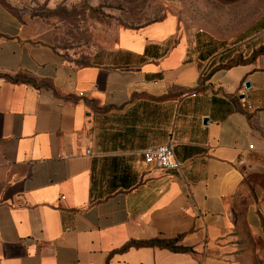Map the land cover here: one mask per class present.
Returning <instances> with one entry per match:
<instances>
[{"label":"crops","instance_id":"1","mask_svg":"<svg viewBox=\"0 0 264 264\" xmlns=\"http://www.w3.org/2000/svg\"><path fill=\"white\" fill-rule=\"evenodd\" d=\"M9 6L0 264H264V29L215 47L166 15L79 65L44 19ZM171 139L180 171L145 162ZM152 241L182 251L132 245Z\"/></svg>","mask_w":264,"mask_h":264},{"label":"rangeland","instance_id":"2","mask_svg":"<svg viewBox=\"0 0 264 264\" xmlns=\"http://www.w3.org/2000/svg\"><path fill=\"white\" fill-rule=\"evenodd\" d=\"M230 1L179 0L173 8L148 0H0V3L44 19L55 31V49L68 61L87 65L94 51L116 42L119 30H136L166 15L177 17L182 34L209 40L215 47L243 43L264 29V0ZM241 50L250 52L246 47ZM236 61L238 58L233 62Z\"/></svg>","mask_w":264,"mask_h":264},{"label":"built area","instance_id":"3","mask_svg":"<svg viewBox=\"0 0 264 264\" xmlns=\"http://www.w3.org/2000/svg\"><path fill=\"white\" fill-rule=\"evenodd\" d=\"M91 152L87 150V155ZM145 162L162 171H180L181 165L175 155V142L171 139L166 144L151 147L144 151Z\"/></svg>","mask_w":264,"mask_h":264},{"label":"trees","instance_id":"4","mask_svg":"<svg viewBox=\"0 0 264 264\" xmlns=\"http://www.w3.org/2000/svg\"><path fill=\"white\" fill-rule=\"evenodd\" d=\"M232 2H233V0L230 1L229 3H232ZM8 6H9V5H8ZM9 8L12 9L11 6H9ZM162 19H163V18H162ZM162 19H160V20H156V21H154V22H159V21H161ZM154 22H151V23H154ZM257 54H264V49L262 48ZM239 63H242V62L239 61ZM22 81L27 82V83H32V84H33V82H31L30 80L22 79ZM34 85H35V84H34ZM35 86H36V85H35ZM175 244H176V242H174V241H171V242L152 241V242H149V243H138V244H132V245H133V246H137V247H140V246H159V247H164V248H167V249H171V250H173V251H182L181 249H177V248L175 247Z\"/></svg>","mask_w":264,"mask_h":264},{"label":"water","instance_id":"5","mask_svg":"<svg viewBox=\"0 0 264 264\" xmlns=\"http://www.w3.org/2000/svg\"><path fill=\"white\" fill-rule=\"evenodd\" d=\"M251 84L249 82L246 83V88H250ZM205 123H207V120L204 121Z\"/></svg>","mask_w":264,"mask_h":264}]
</instances>
